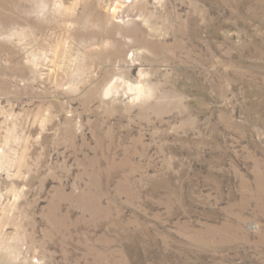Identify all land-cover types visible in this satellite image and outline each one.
Segmentation results:
<instances>
[{"label":"rangeland","instance_id":"obj_1","mask_svg":"<svg viewBox=\"0 0 264 264\" xmlns=\"http://www.w3.org/2000/svg\"><path fill=\"white\" fill-rule=\"evenodd\" d=\"M109 1L0 0V264H264V0Z\"/></svg>","mask_w":264,"mask_h":264},{"label":"bare ground","instance_id":"obj_2","mask_svg":"<svg viewBox=\"0 0 264 264\" xmlns=\"http://www.w3.org/2000/svg\"><path fill=\"white\" fill-rule=\"evenodd\" d=\"M127 1V0H126ZM119 2H121V0H111L107 3V7H108V13H107V16L109 17L110 15L115 18L117 16H122V12H118L117 9L119 7ZM141 5H144V6H147L148 5V0H128V3L126 4L127 7H133L135 6L136 4L138 3ZM124 3V1H123ZM110 18V17H109ZM133 91L136 92V95L137 97H142L146 94V90L144 89V87L142 85H138V86H135V87H132L131 88ZM120 91L119 89V84L115 81H112L110 83L107 84V86L103 89V95L104 96H110L112 94H116Z\"/></svg>","mask_w":264,"mask_h":264}]
</instances>
